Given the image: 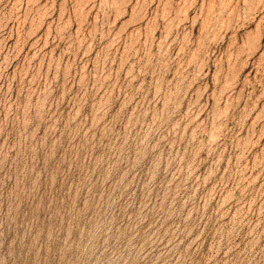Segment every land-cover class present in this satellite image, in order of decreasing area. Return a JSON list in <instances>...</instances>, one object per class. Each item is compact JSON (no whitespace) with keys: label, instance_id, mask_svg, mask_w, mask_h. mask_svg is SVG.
Returning a JSON list of instances; mask_svg holds the SVG:
<instances>
[{"label":"rangeland","instance_id":"rangeland-1","mask_svg":"<svg viewBox=\"0 0 264 264\" xmlns=\"http://www.w3.org/2000/svg\"><path fill=\"white\" fill-rule=\"evenodd\" d=\"M0 264H264V0H0Z\"/></svg>","mask_w":264,"mask_h":264}]
</instances>
